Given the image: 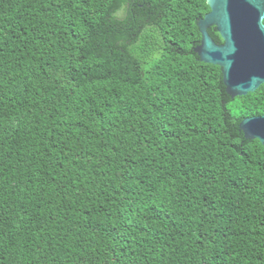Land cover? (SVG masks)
Returning a JSON list of instances; mask_svg holds the SVG:
<instances>
[{
	"label": "trees",
	"instance_id": "16d2710c",
	"mask_svg": "<svg viewBox=\"0 0 264 264\" xmlns=\"http://www.w3.org/2000/svg\"><path fill=\"white\" fill-rule=\"evenodd\" d=\"M209 12L0 0V264H264V85L200 61Z\"/></svg>",
	"mask_w": 264,
	"mask_h": 264
},
{
	"label": "water",
	"instance_id": "95a60500",
	"mask_svg": "<svg viewBox=\"0 0 264 264\" xmlns=\"http://www.w3.org/2000/svg\"><path fill=\"white\" fill-rule=\"evenodd\" d=\"M210 12L198 23L200 61L222 70L226 93L232 98L255 93L264 85V0H207ZM215 27L223 44L209 34ZM246 140L264 145V115L244 119Z\"/></svg>",
	"mask_w": 264,
	"mask_h": 264
}]
</instances>
